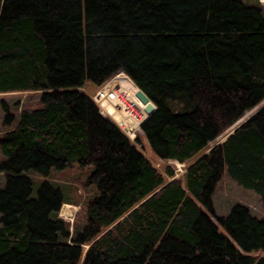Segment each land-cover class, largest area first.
<instances>
[{
  "label": "trees",
  "instance_id": "obj_1",
  "mask_svg": "<svg viewBox=\"0 0 264 264\" xmlns=\"http://www.w3.org/2000/svg\"><path fill=\"white\" fill-rule=\"evenodd\" d=\"M119 70L155 104L153 154L198 153L182 182L81 88ZM30 89L37 104L2 118L0 264H264L263 217L238 201L208 216L223 170L264 206V102L208 146L264 97L259 0H0V92ZM73 164L94 191L70 233L45 176Z\"/></svg>",
  "mask_w": 264,
  "mask_h": 264
},
{
  "label": "rangeland",
  "instance_id": "obj_2",
  "mask_svg": "<svg viewBox=\"0 0 264 264\" xmlns=\"http://www.w3.org/2000/svg\"><path fill=\"white\" fill-rule=\"evenodd\" d=\"M259 1L264 4V1ZM95 87L96 86L87 82L81 88L85 90L86 93H89L94 90ZM39 92L40 91L38 89L0 92V133L6 127L11 125L10 123L6 125L2 123V118L5 114V111L11 112V114L15 116L20 107L29 108L37 104ZM263 102L264 97L257 101L251 107L245 109V114L242 112V114L238 116L233 122L225 126L214 137H212L208 141V146L219 142L231 130L233 126L243 121L247 116L251 115ZM136 134L138 135V140H134L135 145L139 147V149L147 156V158L155 165V167L164 174L165 179H169L171 177H178L182 182V175L185 166L198 153L183 161H178L174 158L158 157L151 151L145 137L141 133L140 126H138V129L136 130ZM206 150L207 148L204 151ZM1 157L2 156L0 154V159ZM166 165L171 167V175H168L164 171ZM85 173L86 167L79 168L76 164H73L71 167L65 168L63 170H55L51 168L48 174L45 176L47 180L53 182L54 184H57L61 188L63 194L68 197L67 201H62L60 203L58 212L60 211V207H62L63 204L69 203V205L65 206L71 209L70 211L72 212L69 216L70 218H68V228L70 233L72 232L74 222L78 226L83 223L84 200L94 191L91 185L84 186L82 184L83 179L85 177ZM35 178L41 177H37V175H35ZM3 179L4 172L0 170V185L3 183ZM259 200L260 199L258 195L252 189L243 187L242 185L236 183L225 173V170H223L221 176L216 181V184L211 193V204L213 208V213H208V216L212 221L217 222L216 216L225 213L233 202L238 201L240 203L245 204L251 213L264 218V206L260 204ZM218 228L224 231V229L219 223ZM251 253L257 255H264V251L262 249L253 250L251 251Z\"/></svg>",
  "mask_w": 264,
  "mask_h": 264
},
{
  "label": "built area",
  "instance_id": "obj_3",
  "mask_svg": "<svg viewBox=\"0 0 264 264\" xmlns=\"http://www.w3.org/2000/svg\"><path fill=\"white\" fill-rule=\"evenodd\" d=\"M135 89V85L128 76L124 72L118 71L88 93L98 111L113 120L132 142H135L136 130L146 115L145 112L141 116L145 110L143 103L134 93ZM65 205L67 206L69 203L62 205L58 213L68 219L72 212Z\"/></svg>",
  "mask_w": 264,
  "mask_h": 264
},
{
  "label": "water",
  "instance_id": "obj_4",
  "mask_svg": "<svg viewBox=\"0 0 264 264\" xmlns=\"http://www.w3.org/2000/svg\"><path fill=\"white\" fill-rule=\"evenodd\" d=\"M135 84V83H134ZM136 85V89H135V95L137 96V98L140 100V102H142L143 103V108H144V110L146 111V115L144 116V117H146L148 114H150L152 111H153V109H154V107H155V104L153 103V101L147 96V94L137 85V84H135ZM263 104V103H262ZM261 104V105H262ZM260 105V106H261ZM260 106H258V108L260 107ZM257 108V109H258ZM248 117V116H247ZM246 117V118H247ZM245 118V119H246ZM144 119V118H143ZM141 122V121H140ZM242 122V121H241ZM241 122H239L238 124H240ZM238 124H236L235 126H237ZM235 126H233L232 128H231V130L235 127ZM230 130V131H231ZM229 131V132H230Z\"/></svg>",
  "mask_w": 264,
  "mask_h": 264
},
{
  "label": "bare ground",
  "instance_id": "obj_5",
  "mask_svg": "<svg viewBox=\"0 0 264 264\" xmlns=\"http://www.w3.org/2000/svg\"><path fill=\"white\" fill-rule=\"evenodd\" d=\"M120 78H121V77H120ZM144 114H145V111L141 114V116H143ZM244 114H245V112H244ZM244 114H243V115H244ZM63 205H64V204H63Z\"/></svg>",
  "mask_w": 264,
  "mask_h": 264
},
{
  "label": "crops",
  "instance_id": "obj_6",
  "mask_svg": "<svg viewBox=\"0 0 264 264\" xmlns=\"http://www.w3.org/2000/svg\"><path fill=\"white\" fill-rule=\"evenodd\" d=\"M262 1H264V0H262Z\"/></svg>",
  "mask_w": 264,
  "mask_h": 264
}]
</instances>
